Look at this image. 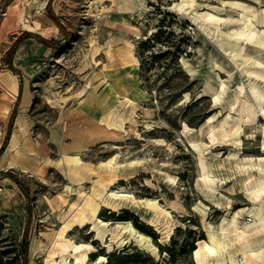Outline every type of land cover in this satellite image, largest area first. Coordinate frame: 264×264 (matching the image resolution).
Returning <instances> with one entry per match:
<instances>
[{"label": "rangeland", "instance_id": "1", "mask_svg": "<svg viewBox=\"0 0 264 264\" xmlns=\"http://www.w3.org/2000/svg\"><path fill=\"white\" fill-rule=\"evenodd\" d=\"M240 13L264 38V0H0V264H264L222 230L252 207L235 162L264 159L219 42ZM236 117L241 144L210 138Z\"/></svg>", "mask_w": 264, "mask_h": 264}, {"label": "bare ground", "instance_id": "2", "mask_svg": "<svg viewBox=\"0 0 264 264\" xmlns=\"http://www.w3.org/2000/svg\"><path fill=\"white\" fill-rule=\"evenodd\" d=\"M184 4L186 6L187 3L185 1L181 2L180 4L175 3L173 9L174 10L184 9ZM230 4L239 7V5L236 3H230ZM252 17H254V14H248V13H240L237 18H233L229 16L228 19L223 21L224 22L223 24L227 25V29H228L227 36L222 40H220L219 42H220V48L224 51L225 54L230 55V57L232 58H237V59L239 58L242 61V63H249L250 66H247L245 72L249 75L248 81H249L250 91L254 99L253 101L255 102L256 105L260 107L261 110V117H259V120L261 119L264 121V90L260 86V84H263L264 86V72H258V67L261 66L264 67V38L261 36L260 31L254 24ZM202 18L203 21H206L214 26H218L220 23L219 18L210 14H202ZM244 43L252 45L253 47L252 54L248 52L246 48L243 47ZM246 103L249 102L247 101ZM254 108L256 109V107ZM244 114L246 115V118L247 117L255 118V111L246 110ZM242 122L244 121H241L237 118L235 121L227 125V127L224 128V130L212 132L210 138L211 139H216L219 137L226 138L227 136L230 135V142L237 143L240 141V137L238 135L240 133L239 130ZM262 136L264 138V133H262ZM231 143L230 146H232ZM239 144H241V141ZM78 146L79 144H77V142L75 141L73 145V149H78ZM63 150L67 151L68 148H64ZM262 150H264V140H263ZM252 159L253 158H251L250 160ZM245 161L235 162V165L238 167V169H240L243 172V174L246 175L244 178L245 186L243 184L245 189L243 192L236 193L235 197L239 199L247 200L249 203H251L252 207L248 208L246 211L242 210L236 213L238 225H239V218L245 216L246 221L242 226V229L237 226L236 222L234 223L230 221L223 223L222 230L228 232L230 238V244L239 243L240 246L236 248V253L244 254L247 261H249L248 256L256 257L262 260L264 259V202H263L264 159L258 156V158L254 161H250V162H245ZM122 180L123 177L122 178L112 177L108 179V184L112 186L113 184L121 182ZM148 182L149 181H147V183ZM112 195L114 197L121 196L118 194H112ZM104 205H108V204L106 202H103V204L95 203L91 208V214L93 216H96L100 208ZM230 210H232V206H230ZM79 221L82 225L87 224L86 216L84 214H80ZM73 223L74 222L68 223L67 225L68 230H70L75 226V224ZM252 235H254L253 237L260 239V241H256L255 239L249 238ZM203 247L212 253L219 248L218 244H216L215 242H212L210 245L205 244L203 245ZM230 262L236 263V259L233 256H230ZM250 262H252V260Z\"/></svg>", "mask_w": 264, "mask_h": 264}, {"label": "crops", "instance_id": "3", "mask_svg": "<svg viewBox=\"0 0 264 264\" xmlns=\"http://www.w3.org/2000/svg\"><path fill=\"white\" fill-rule=\"evenodd\" d=\"M14 141H13V138H11V141H10V146L11 147H14L15 146V142L13 143Z\"/></svg>", "mask_w": 264, "mask_h": 264}, {"label": "trees", "instance_id": "4", "mask_svg": "<svg viewBox=\"0 0 264 264\" xmlns=\"http://www.w3.org/2000/svg\"><path fill=\"white\" fill-rule=\"evenodd\" d=\"M12 123H13V115H12L11 120H10V125H12Z\"/></svg>", "mask_w": 264, "mask_h": 264}]
</instances>
